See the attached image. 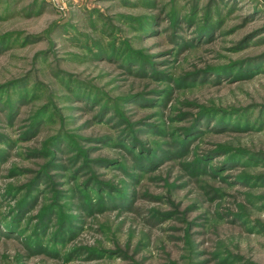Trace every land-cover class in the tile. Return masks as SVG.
Listing matches in <instances>:
<instances>
[{
    "label": "rangeland",
    "instance_id": "rangeland-1",
    "mask_svg": "<svg viewBox=\"0 0 264 264\" xmlns=\"http://www.w3.org/2000/svg\"><path fill=\"white\" fill-rule=\"evenodd\" d=\"M0 264H264V0H0Z\"/></svg>",
    "mask_w": 264,
    "mask_h": 264
}]
</instances>
